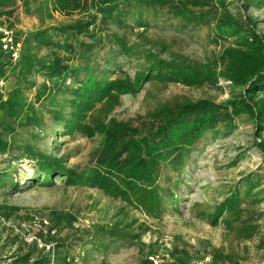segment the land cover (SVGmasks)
Returning <instances> with one entry per match:
<instances>
[{
    "label": "trees",
    "instance_id": "trees-1",
    "mask_svg": "<svg viewBox=\"0 0 264 264\" xmlns=\"http://www.w3.org/2000/svg\"><path fill=\"white\" fill-rule=\"evenodd\" d=\"M17 2L41 26L29 32L14 31L22 41L16 62H12L0 44V79L11 85L6 94L0 91V159L6 162L0 169V186H18L12 178L16 172L12 163L17 158L10 154L17 150L20 156L34 162V174L25 186H49L62 177L67 185L98 189L159 219L166 210L165 197L168 195L173 200L171 186L176 185V181L166 187L160 185L161 180L171 181L163 171L166 168L180 171L204 137L235 132L237 120L245 116L253 125V144L264 157V34L257 31L256 20L249 14L250 10L264 8V0H0V18L11 16ZM88 5L94 13L86 18L51 23L55 14L70 17L86 12ZM162 14L183 26L207 25L212 21L213 42H224L217 59L211 63L195 60L172 51L161 40L148 37L147 31L162 19ZM109 21L119 25L129 21L138 30L132 43L113 35L121 55L140 61L133 77L111 79L110 67H105L99 76L88 65L74 68L67 64L74 58V43L79 35L92 38V43L79 41L83 55L103 44L102 27L96 24ZM47 22L51 24L46 25ZM37 77L44 81L37 84ZM221 78L230 80L231 88L236 90L223 101L202 98L160 105L136 125L115 119L103 124L89 122H93L90 116L99 104L116 101L117 95L136 94L147 83L217 87ZM32 89L35 90L33 103L25 97ZM46 110L64 136L102 134L94 166L87 174L65 167V158L45 155L30 144L15 146L18 128L42 127ZM256 184L247 177L235 185L217 205L212 222L216 223L223 211L238 220L241 195L249 198ZM16 211L19 208L0 205V213L7 218ZM58 219L65 220L70 227L75 222L69 214H60ZM107 232L120 238L129 236L117 229ZM75 238L83 241L82 237ZM54 240L53 258L34 245L26 250L18 247L10 253V239L6 237L2 241L0 233V264H74L67 259L74 256L72 249L77 243L61 237ZM11 241L15 243L16 237ZM260 242L264 246V236ZM175 262L191 264L181 258H175Z\"/></svg>",
    "mask_w": 264,
    "mask_h": 264
},
{
    "label": "rangeland",
    "instance_id": "rangeland-1",
    "mask_svg": "<svg viewBox=\"0 0 264 264\" xmlns=\"http://www.w3.org/2000/svg\"><path fill=\"white\" fill-rule=\"evenodd\" d=\"M87 7L86 12L70 17L55 14L51 23L86 18L94 13L89 5ZM249 14L256 20L257 31L264 34V8L250 10ZM161 17L147 31L148 37L161 40L172 51L195 60L211 63L217 59L224 42H213L212 21L207 25L183 26L167 14ZM0 22L11 26L14 31L22 32L33 31L41 26L36 17L25 13L20 2L13 7V14L0 18ZM51 23L47 22L46 25ZM99 24L96 26L102 27L103 44L90 54L83 55L79 51V41L92 43V38L79 35L74 43V58L67 64L74 68L88 65L99 76L105 67H110L112 72L108 77L111 79L133 77L140 67V61L136 57L121 55L114 44L113 35L124 37L132 43L138 30L133 29L129 21L122 25L114 21ZM94 33L98 32L94 30ZM80 76L83 78L84 74ZM36 81L40 84L44 80L37 77ZM10 88L7 82L3 93L6 94ZM34 91L32 89L26 93L27 102L33 103ZM235 92L233 88L220 85L186 87L150 82L136 94L117 95L116 101L99 104L91 113L93 122H89L91 125L95 122L103 124L115 119L131 121L136 125L140 118L149 115L160 105L202 98L220 102ZM34 105L39 108L37 103ZM44 117L45 125L40 128L19 127L15 146L30 144L45 155L65 158V167L87 174L94 166L102 134L97 133L94 137L80 134L64 136L47 110ZM237 125V130L227 135L204 137L180 171L173 168L163 171V175L170 177L171 181L161 180L160 185L166 187L174 181L176 185L171 186L173 200L165 195L166 210L159 219L149 217L136 206L98 189L67 185L62 177L56 178L54 184L49 186H25L34 174V162L20 156L17 150L10 154L17 158L12 163L16 167L12 178L18 186H0V205L19 208L12 216L15 220L27 221L32 213L48 217L61 238L77 243L72 249L78 259L74 264H148L146 257L152 253L168 255L174 260L181 258L191 264L206 254L212 256L210 264H264V246L260 242L264 236V157L253 144L250 119L242 116L237 120ZM5 166L6 162L0 159V169ZM247 177L257 183V187L249 198L241 195L243 200L238 220L223 211L217 222L213 223L217 205L233 191L235 185ZM60 214L74 217V224L70 227L65 220L60 222ZM110 229H117L129 236H112L107 232ZM0 233L2 241L9 237L10 253L18 247L27 249V245L11 233L3 230ZM14 237L16 242L11 243ZM75 237H82L83 241Z\"/></svg>",
    "mask_w": 264,
    "mask_h": 264
},
{
    "label": "built area",
    "instance_id": "built-area-1",
    "mask_svg": "<svg viewBox=\"0 0 264 264\" xmlns=\"http://www.w3.org/2000/svg\"><path fill=\"white\" fill-rule=\"evenodd\" d=\"M0 44L4 51L9 53L12 62L19 60L22 48V41L16 37L14 30L9 28L6 24L0 23ZM6 81L0 79V91L3 93ZM218 85L222 87L231 88L232 83L228 79L221 78ZM9 232L19 238L25 245H34L43 253L52 255L55 247V240L60 237L58 229L52 226L48 217L40 213H32L26 221L15 220L12 217L7 218L0 213V231ZM148 264H180L168 255L149 254L147 257ZM73 263L77 262V257H69L67 259ZM212 256L209 254L193 264H210ZM54 264V263H52Z\"/></svg>",
    "mask_w": 264,
    "mask_h": 264
}]
</instances>
